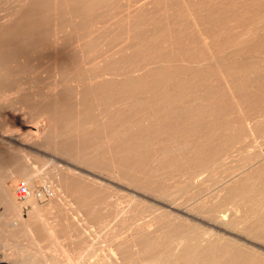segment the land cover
Segmentation results:
<instances>
[{"label": "rangeland", "instance_id": "rangeland-1", "mask_svg": "<svg viewBox=\"0 0 264 264\" xmlns=\"http://www.w3.org/2000/svg\"><path fill=\"white\" fill-rule=\"evenodd\" d=\"M34 1L0 0V22H79L84 47L71 41L60 63L37 51L9 63L19 90L12 116L0 114V183L13 181L14 202L20 182L53 197L20 201L26 226H10L0 201V264H152L137 238L177 251L157 226L166 212L263 255L264 0ZM49 101L53 117L39 107Z\"/></svg>", "mask_w": 264, "mask_h": 264}, {"label": "bare ground", "instance_id": "bare-ground-1", "mask_svg": "<svg viewBox=\"0 0 264 264\" xmlns=\"http://www.w3.org/2000/svg\"><path fill=\"white\" fill-rule=\"evenodd\" d=\"M32 1L34 2V4L37 3L34 0H31V3H32ZM40 1L45 2L47 0H43V1L39 0V2ZM28 4H30V3H28ZM37 6L39 7V5H36V7ZM26 8H27V6L25 7V9ZM41 8L45 9V6L41 7ZM35 11H38V10H35ZM28 13H30V12H28ZM39 13H40V11H39ZM22 14H24V13H22ZM33 15H35V14H33ZM40 15H42V14H40ZM23 16L25 17L26 14ZM37 16H38V14H37ZM37 16H36V18L35 17L34 18L38 19L39 16L38 17ZM23 18L17 19L18 21L14 22V24H11V25H9L10 23L5 24L3 21L0 22V104L3 103V105L0 106V114H2L3 116H6V117L12 116V110H11L12 107L9 108L8 105H6V103L8 102V100H10V102H11L12 98H10V97H12V95L15 93V91L19 90V88H17L18 87L17 83L12 81L9 77L11 75V71H12L11 67L9 68V63L12 61H13L12 63H14V60L17 59V57L28 54L30 51L39 52V55H40V57H42V59H50L52 57H53V59H55L56 56L59 55V59H56V61L59 63L64 62V60H63L64 59L63 58L64 57V50L69 46L70 42L75 40L76 42L81 43V40L85 38L84 33L79 34L77 32L79 30L85 29V25L81 24L79 22L75 23V22L67 21V20H65V22H63L62 20H64V19L61 20V18H59L56 20H59L61 22L57 21L58 23H52L55 20L53 19V21H52V19H50V21H52V22L47 23L46 21H40L41 20L40 18L38 20H35V19L32 20L33 19L32 16H31V20H29L30 18L28 19L27 17L24 18L25 20H23ZM43 20H46V19H43ZM50 21H48V22H50ZM86 30H87V28H86ZM72 31H74V34L72 33ZM87 31L89 33H91L93 30L88 29ZM82 45L84 47V44H82ZM182 85H185V84H182ZM17 96H19V95H17ZM24 97L26 99V96H24ZM12 104H13V102H12ZM12 104H11V106H12ZM39 107L41 109V112L44 113L46 115V117H53L52 113L55 110H57V108L59 106L55 102L49 101V102L42 103V104L39 103ZM66 112L67 111L65 110V113ZM67 115H70V114H67ZM39 128H41V123L37 121L35 123V125L33 126V130H32V128H30L32 132L29 129V131H26L29 133L28 134L26 133V134L31 137L32 135H35V133L39 130ZM82 128H80V129H82ZM43 131H44V129H42L38 133L39 138L41 136L42 140H46L52 136V133L48 134V133L43 132ZM79 131H81V130H79ZM85 131H87V130H85ZM22 134H25V133L22 132ZM22 134L19 133L17 135L12 136V137L15 138L16 140L24 139L23 137H26L27 135H22ZM81 134H82V132H81ZM85 134H86V132H85ZM95 135H94V137H95ZM89 136L91 138H93L90 134H88V137ZM66 137H65V139H63V140H65L66 145H71V144H68V141H69V143H71V142H70V140H68V137L67 138ZM82 137H84V136L82 135ZM91 138H89V139H91ZM84 139H86V137ZM84 139H83V141H86ZM89 139H88V141H90ZM46 142H47V140H46ZM51 142H53V141H51ZM90 142H92V141H90ZM87 143H89V142H87ZM55 145H56V143H55ZM72 145H74V144L72 143ZM72 145L66 146L67 150H65V151L66 152L69 151V149H71L73 147ZM121 158H123V157H121ZM138 158L140 159V157H138ZM138 158H135V159H138ZM125 160L127 162V157L125 158ZM126 164H128V163H126ZM0 179H2V178L0 177ZM12 186H13V181H6L5 180L4 182L0 183V199L5 200L6 205L8 207H10L12 210L11 213L16 214L15 216L17 217L16 218L17 220H15V222L14 221L9 222L10 226H12V224L25 225L26 226L27 223H29V219L26 218L25 211L23 208H21L22 203L20 204V201L18 199L16 200V202H14L15 201V199L13 198L14 196H12L10 191H9ZM233 191H234V189H233ZM246 196L247 195L244 192H242L241 199L243 201H245ZM26 201L31 202V201H33V198H30ZM3 204H5V203H3ZM33 208H34V210L36 209L35 206L34 207L32 206V209ZM148 208H150V207H148ZM144 211H147V210H145V208H144ZM166 213H168V212H166ZM166 213L164 215L162 214L163 215L162 218L166 217V219L163 218L164 221L160 220L161 215L158 217V219L160 218L159 221L156 218H155V221L156 220L158 221L157 223L159 225H157V226L162 227L161 228L162 231H160V232H161L164 239H168V240L174 239L175 241H177V246H176L177 251L174 252L173 250H175V249L173 247L169 248L168 246H162L160 243L161 241L156 240L155 242H158L160 245H158V243H155L156 245H153L154 243L151 244L150 242H146V240L144 238L139 237V238H137V242H139V244L141 243V245H139V246L141 247L140 252H141V260L142 261H144V262L152 261L153 262L152 264H264V254L263 255L260 253L258 254L253 249L245 247L242 244H239L233 240L225 239V238H222L220 236L214 235L209 230L202 231L199 229V227L197 225L188 224V223L186 224V223H184V221L181 218H178L175 216H173V218H172V216H170V214L168 215ZM115 215H117V214H115ZM72 216L75 217V215H72ZM118 216H116V217H118ZM156 216H157V214H156ZM96 217H98V216H96ZM113 218H115V217H112V220L108 221V224L111 223L112 225H114L113 223H115L114 222L115 220ZM172 219H174V220H172ZM219 219L223 220L222 217H219ZM75 220H74V222H75ZM80 221H81V219H80ZM80 221H79V223H80ZM69 222H71V221H69ZM76 223H78V221ZM4 224H6V223H4ZM81 224H83V223H80V225ZM72 225H74V223ZM72 225H70V227L68 225L69 228L67 230H69ZM80 225H77V226L74 225L76 227L75 229H77V227ZM103 225L108 226L106 224H103ZM29 226H30V224H29ZM8 228H9V225H8ZM20 228H21V226H20ZM27 228H29V227H27ZM15 229H14V232H15ZM101 229L103 231L104 226ZM46 230H47V228H46ZM70 231H72V233H69ZM70 231L67 233L74 235L75 239H77V241L79 240V242L82 245L89 244V246L92 249L93 246L90 245L91 242L88 243L89 237L87 234V232H88L87 229L86 230H84V229L78 230L77 229V230H70ZM38 232L41 234L40 231H38ZM139 232H140V234L138 236L143 234V231H139ZM0 233H2V232H0ZM49 234H50V232H49ZM66 235H68V234H66ZM0 236H1V234H0ZM68 237H69V235H68ZM86 239H87V243L85 241ZM89 240H91V239H89ZM203 241H204V244H202ZM0 244H1V242H0ZM93 244L94 243H92V245ZM74 245H75V243H74ZM77 246L79 247V244ZM159 247H160V249H159ZM81 248H83V247H81ZM76 249H77V247H76ZM71 250H72V248H71ZM77 250H76V252H77ZM88 253H91V252L88 251ZM121 253H123V252H121ZM78 255H79V253H78ZM88 255L87 256L84 255L82 257V259L80 258V261H78V262L76 261L77 262L76 264H102L99 261H91L90 260L91 256H90V254H88ZM122 255H123V259H128V260L133 256V254L127 250ZM3 257H5V256H3ZM79 257H80V255H79ZM3 262L7 263L6 261H3V260L0 261V263H3Z\"/></svg>", "mask_w": 264, "mask_h": 264}, {"label": "built area", "instance_id": "built-area-1", "mask_svg": "<svg viewBox=\"0 0 264 264\" xmlns=\"http://www.w3.org/2000/svg\"><path fill=\"white\" fill-rule=\"evenodd\" d=\"M15 196L22 203L30 198L43 202L53 197V190L49 185H41L35 189H30L24 182H20L15 188Z\"/></svg>", "mask_w": 264, "mask_h": 264}, {"label": "crops", "instance_id": "crops-1", "mask_svg": "<svg viewBox=\"0 0 264 264\" xmlns=\"http://www.w3.org/2000/svg\"><path fill=\"white\" fill-rule=\"evenodd\" d=\"M0 201H5V200H0Z\"/></svg>", "mask_w": 264, "mask_h": 264}]
</instances>
